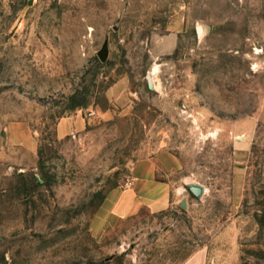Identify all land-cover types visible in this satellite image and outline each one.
Here are the masks:
<instances>
[{
    "label": "rangeland",
    "instance_id": "374dc122",
    "mask_svg": "<svg viewBox=\"0 0 264 264\" xmlns=\"http://www.w3.org/2000/svg\"><path fill=\"white\" fill-rule=\"evenodd\" d=\"M64 117L85 127L60 136ZM163 152L172 205L97 237L106 193ZM198 250L264 264V0H0V264Z\"/></svg>",
    "mask_w": 264,
    "mask_h": 264
},
{
    "label": "crops",
    "instance_id": "0c3cea01",
    "mask_svg": "<svg viewBox=\"0 0 264 264\" xmlns=\"http://www.w3.org/2000/svg\"><path fill=\"white\" fill-rule=\"evenodd\" d=\"M83 127L85 122L82 118L64 117L58 123V133L64 136ZM158 166L173 170L178 166V159L167 152L143 158L133 168L130 185L113 187L106 193L91 221V229L97 237L104 236L110 227L144 208L156 212L172 205L173 195L179 190L170 181L157 177ZM206 254L207 251L198 250L183 264H207Z\"/></svg>",
    "mask_w": 264,
    "mask_h": 264
},
{
    "label": "water",
    "instance_id": "95a60500",
    "mask_svg": "<svg viewBox=\"0 0 264 264\" xmlns=\"http://www.w3.org/2000/svg\"><path fill=\"white\" fill-rule=\"evenodd\" d=\"M108 53H109L108 40H105L102 48L98 51V55L102 60H106L108 57ZM187 188L191 193H193L195 196L198 197H200L205 191L204 185L199 182L189 183L187 184Z\"/></svg>",
    "mask_w": 264,
    "mask_h": 264
}]
</instances>
